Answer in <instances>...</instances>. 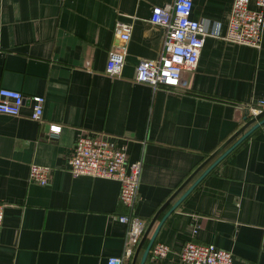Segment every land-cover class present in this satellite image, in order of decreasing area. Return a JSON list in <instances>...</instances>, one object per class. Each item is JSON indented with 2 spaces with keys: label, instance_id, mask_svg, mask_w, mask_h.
Returning <instances> with one entry per match:
<instances>
[{
  "label": "crops",
  "instance_id": "crops-1",
  "mask_svg": "<svg viewBox=\"0 0 264 264\" xmlns=\"http://www.w3.org/2000/svg\"><path fill=\"white\" fill-rule=\"evenodd\" d=\"M166 1L0 0V88L26 96L21 114L0 113V201L8 202L0 264H107L125 251L128 224L119 215L131 211L145 230L155 219L147 242L161 224L154 245L170 247L161 259L150 251L144 264H186L180 252L191 238L231 250L233 264H264V122L180 200L251 127L192 175L254 116L244 104L264 98V28L260 47L207 35L182 84L155 89L134 78L141 59L162 53L165 28L151 14ZM233 1L194 0L193 16L210 30L220 22L224 34ZM120 21L133 29L123 71L110 75ZM34 94L45 96L42 121L31 117ZM82 129L110 134L128 146L130 161L143 160L133 209L118 179L70 171ZM32 163L51 168L46 184L29 178Z\"/></svg>",
  "mask_w": 264,
  "mask_h": 264
},
{
  "label": "built area",
  "instance_id": "built-area-1",
  "mask_svg": "<svg viewBox=\"0 0 264 264\" xmlns=\"http://www.w3.org/2000/svg\"><path fill=\"white\" fill-rule=\"evenodd\" d=\"M255 7H251V2ZM194 0H167L164 4L152 7L151 21L165 28L162 53L158 58H143L137 64L135 81L146 83L157 89L160 87L175 88L183 82V71L197 66L207 35L222 36L226 40L262 45L264 28V0H234L227 30L220 32L217 28L210 30L209 20H200L193 16ZM133 25L120 21L116 31L123 40L116 50H112L107 62L106 72L110 75L122 73L126 62V41L131 37ZM25 94L16 88H0V113L21 114L25 103ZM31 117L43 120L45 96L34 94ZM254 113L264 109V98L255 103L244 104ZM62 124L51 122L50 130L60 132ZM68 167L74 175L91 174L94 176L113 177L120 181V199L133 209L141 180L143 160H129L128 146L118 144L110 134L104 131L82 129L77 137L73 150L67 156ZM51 168L45 164L32 163L29 178L46 184L49 181ZM6 201H0V224L5 218ZM119 218L128 224L126 248L121 255H110L107 264H125L134 254L147 221L133 211L122 213ZM170 247L167 243L157 242L151 252L153 257H165ZM181 260L186 264H233V252L214 243L197 241L191 238L186 241L180 252Z\"/></svg>",
  "mask_w": 264,
  "mask_h": 264
},
{
  "label": "water",
  "instance_id": "water-1",
  "mask_svg": "<svg viewBox=\"0 0 264 264\" xmlns=\"http://www.w3.org/2000/svg\"><path fill=\"white\" fill-rule=\"evenodd\" d=\"M249 113H247L246 115V119L248 118ZM264 122V109L256 114H254V116H252L251 118H248L247 121L234 133L232 134L217 150H215L213 153L209 154V156L196 168V170L193 172L192 175H194L196 172H198L205 164H207L216 154H218L232 139H234L238 134H240L242 131H244L245 128H247L249 125H251V127L246 130L232 145H230L226 150H224L202 173L201 175L197 178V180L194 182V184L185 192V194L183 196L180 197V200L186 195V193L188 191H190L204 176L207 172H209L225 155H227L238 143H240L245 137H247L256 127H258L261 123ZM155 220V219H154ZM154 220H152V222L149 224V226L147 227V229L145 230L144 234L142 235L136 249L135 252L133 254V258H132V262L131 264H136L138 257L140 255V252L142 250V248L145 246L142 256H141V260L139 264H144L147 256L149 255V252L151 251L159 227L160 225L156 228L155 232L149 237V240L147 242L148 239V235L149 232L151 230L152 224L154 222ZM147 242V243H146Z\"/></svg>",
  "mask_w": 264,
  "mask_h": 264
}]
</instances>
